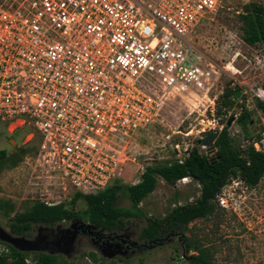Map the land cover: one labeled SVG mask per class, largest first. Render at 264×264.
<instances>
[{
    "label": "built area",
    "instance_id": "built-area-1",
    "mask_svg": "<svg viewBox=\"0 0 264 264\" xmlns=\"http://www.w3.org/2000/svg\"><path fill=\"white\" fill-rule=\"evenodd\" d=\"M224 2L0 0V123L11 134L33 130L29 141L38 136L17 167L21 203L53 207L76 193L103 192L136 160L125 143L161 125L169 102L196 108L208 99L214 108L222 71L190 35ZM254 92L240 91L241 112L254 111L262 133L243 146L264 153V114L256 106L264 89ZM194 148L175 144L176 161L183 164ZM218 203L233 208L226 193Z\"/></svg>",
    "mask_w": 264,
    "mask_h": 264
},
{
    "label": "rangeland",
    "instance_id": "rangeland-1",
    "mask_svg": "<svg viewBox=\"0 0 264 264\" xmlns=\"http://www.w3.org/2000/svg\"><path fill=\"white\" fill-rule=\"evenodd\" d=\"M253 2L264 5V0H225L220 11L206 16L190 35V41L222 71L219 85L221 93L217 90L212 94V97L217 95V101L227 87L239 88V91L247 89L251 94L255 93V89L264 87L263 45L254 49L245 44L238 19V14L243 11V8ZM217 101L214 108L208 99L196 108H191L180 99L169 102L164 108L161 125L136 136L131 143H125L128 148L127 155L136 160L128 163L123 179L120 181L124 185H135L142 180L141 167L147 168L176 161L178 153L174 145L177 143L183 147L190 145L200 148V144L197 143L201 141L200 137L210 132L209 128L213 126H225L224 122L231 117L234 122L229 131L231 135L237 130L240 131V134L234 138L244 145L246 137L236 123V120L246 111L241 112L244 98L237 99L235 107L228 113H225L224 108L223 115L218 114ZM247 112L251 113L253 120V123L248 126L249 131L253 137H258L262 133L261 121L254 111ZM236 115H238L237 118ZM29 132L34 131L23 130L11 134V131L0 123V151L6 150L8 156H12L17 154L21 147L26 149L35 147L38 136L35 134V138L29 141L26 137ZM184 134H188V137ZM209 147L211 148L212 145ZM17 167L0 162V201L12 200L16 204L10 217L26 207V203H21L19 200V186L15 183L21 178H18ZM188 179L185 183L180 180L172 185L159 178L155 192L140 204L145 217L131 219L127 226L129 231L134 233L136 241H141L140 236L142 230L148 225V217L165 218L169 210L176 205L193 202L200 196V185L191 178ZM223 193H226L233 208H224L219 205V213L216 216L193 222L190 225L191 230L186 231L185 236L211 247L214 260L218 264H264V178L254 189L247 188L240 179L230 180ZM117 206L130 208L131 201L126 195H121ZM85 208L84 201H79L76 205V210L82 211ZM10 217L0 213V225L9 232ZM37 228L32 232L33 236L37 235ZM181 239V235L166 236L161 245L147 248L127 260L119 258L107 260L97 248L84 241L77 246L76 252L69 259L60 256L57 264H63L64 258L70 264H189L186 258H183L185 249ZM2 249L8 252L5 247ZM91 253L98 256L97 262L90 258ZM32 260L30 257V264H34Z\"/></svg>",
    "mask_w": 264,
    "mask_h": 264
},
{
    "label": "trees",
    "instance_id": "trees-1",
    "mask_svg": "<svg viewBox=\"0 0 264 264\" xmlns=\"http://www.w3.org/2000/svg\"><path fill=\"white\" fill-rule=\"evenodd\" d=\"M238 19L245 44L254 49L264 45V5L258 2L247 4L238 14ZM239 90L225 88L217 101L219 115H223L224 108L225 113H228L235 107V101L240 98L237 96ZM256 106L264 114V101L257 100ZM231 119L232 117L224 122L223 130L219 132L218 138L209 149V154L212 153L210 156L202 155L194 148L183 164L172 161L148 166L142 180L135 185H124L118 180L103 192L91 195L76 193L71 202L53 207L41 202H26L25 209L16 212L12 217L10 216L16 204L12 200H1L0 213L10 217V232L15 236L29 237L36 227H54L68 223L74 218H82L86 222L113 232L127 227L131 219L145 217L140 204L155 192L159 178L172 185L184 178H191L200 185V196L193 202L176 205L169 210L165 218L148 217V225L142 230L140 238L151 243H162L166 236L181 235L185 249L183 258H186L189 264H218L214 260L211 247L185 236V232L191 230L190 225L193 222L209 219L219 213L218 197L230 183L229 177L231 180L240 179L249 189L256 188L264 178V153L257 152L250 146L244 147L231 136L229 131ZM236 123L244 133L245 139L253 138L248 128L249 124L253 123L251 113L244 111ZM35 150L36 146L28 149L21 147L18 153L12 156H8L6 150H2L0 162L9 163L15 168ZM121 195H126L131 201L130 208L117 206ZM79 201L86 203L85 210H76ZM0 244L8 249V252L0 251V264H30L28 262L30 257L34 264H57L61 258L46 253L20 252L9 244L2 242ZM89 256L95 262L99 259L94 253ZM64 259L63 264H70L66 258Z\"/></svg>",
    "mask_w": 264,
    "mask_h": 264
},
{
    "label": "flooded vegetation",
    "instance_id": "flooded-vegetation-1",
    "mask_svg": "<svg viewBox=\"0 0 264 264\" xmlns=\"http://www.w3.org/2000/svg\"><path fill=\"white\" fill-rule=\"evenodd\" d=\"M85 224H91L86 222L82 218H74L68 223L58 224L57 226H39L37 228V235L33 236L32 232L35 231V228L30 233L29 239H36L37 237L43 239L45 242H58L61 247L75 234V244L74 252L71 255H55V256H65L70 258L75 252L79 244L84 241L90 243L101 253L105 247L110 245L121 244L124 252L126 251L125 257H117L120 260L129 259L132 256L136 255L139 252H143L145 249L154 247L153 244L161 245V243L147 242L144 240L136 241L134 233L130 232L127 227L119 229L117 231L109 232L104 228L98 226L97 229H89ZM95 226V225H94ZM41 228V229H40ZM28 238V237H27ZM135 242L137 244H135ZM163 243V242H162ZM155 245V246H156ZM115 258V259H117Z\"/></svg>",
    "mask_w": 264,
    "mask_h": 264
},
{
    "label": "water",
    "instance_id": "water-1",
    "mask_svg": "<svg viewBox=\"0 0 264 264\" xmlns=\"http://www.w3.org/2000/svg\"><path fill=\"white\" fill-rule=\"evenodd\" d=\"M240 95V91L237 92V96ZM234 120L229 122L231 127ZM219 136V132L210 131L203 134L201 139V144L204 146H211L215 143L216 139ZM231 180V177L228 178V181ZM89 229H97L93 224H85ZM41 229V228H40ZM0 242L6 243L14 247L16 250L25 253H46L51 256L55 255H71L74 252L75 244V234L72 236L63 247L60 246L58 242H45L43 239L37 237L36 239H29L26 236H15L11 232L7 231L0 225ZM135 244H137L135 242ZM154 246L156 244H153ZM101 255L107 260H113L117 257H125L126 251L124 252L121 244L110 245L101 250Z\"/></svg>",
    "mask_w": 264,
    "mask_h": 264
},
{
    "label": "crops",
    "instance_id": "crops-1",
    "mask_svg": "<svg viewBox=\"0 0 264 264\" xmlns=\"http://www.w3.org/2000/svg\"><path fill=\"white\" fill-rule=\"evenodd\" d=\"M264 89V87H262Z\"/></svg>",
    "mask_w": 264,
    "mask_h": 264
}]
</instances>
